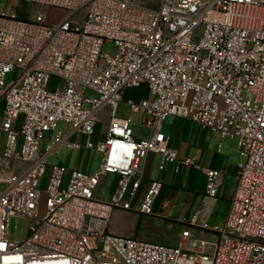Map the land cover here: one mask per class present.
<instances>
[{
    "label": "built area",
    "instance_id": "1",
    "mask_svg": "<svg viewBox=\"0 0 264 264\" xmlns=\"http://www.w3.org/2000/svg\"><path fill=\"white\" fill-rule=\"evenodd\" d=\"M25 1L66 13L57 23L40 15L24 20L0 14L1 129L6 134L0 155L5 185L0 264H264V0ZM107 41L115 54L103 52ZM52 76L63 81L62 89L48 90ZM144 84L151 97L125 103L144 114L145 138L135 134L130 118L117 116L126 91ZM86 89L99 97L85 98ZM107 106L105 139L94 144L99 114ZM169 117L238 140L244 161L237 166L238 186L225 225L210 228L197 217L188 224L211 233L214 241L188 228L176 246L109 231L118 209L156 216L163 183L147 181L145 164L151 153L161 155L162 171L179 161L161 131ZM60 121L69 130L49 137ZM77 133L85 143L71 141ZM63 147L95 149L102 162L93 173L49 165ZM202 170L206 196L214 198L223 171ZM108 174L119 181L112 197L103 200L96 189ZM13 217L29 221L22 242L9 237Z\"/></svg>",
    "mask_w": 264,
    "mask_h": 264
},
{
    "label": "rangeland",
    "instance_id": "2",
    "mask_svg": "<svg viewBox=\"0 0 264 264\" xmlns=\"http://www.w3.org/2000/svg\"><path fill=\"white\" fill-rule=\"evenodd\" d=\"M142 1L148 4L156 3V0ZM65 13V10L60 8L40 5L25 0H0V14L18 17L24 20H32L35 19L37 15H40L48 23H57L65 16ZM103 52L113 55L116 53V47L112 42L107 41L104 44ZM12 76L13 75H11L9 79ZM63 85L64 83L59 77L52 76L49 81L48 90L54 91L57 88L62 89ZM83 93L85 98L99 97L97 92L90 89H86L83 91ZM146 93V88L140 87L130 92V96L137 98L139 96H144ZM3 105H5V102H2L1 107ZM85 106L87 107V105ZM117 115L119 117L131 118L134 124L136 123L135 127H145L144 129L142 128V130L143 132H147L146 126L140 125V122H142L144 117L143 113H131L126 106L121 104ZM109 116L110 114L107 106L99 114L101 127H96L94 134L92 135V142L94 144H97L99 141L105 139V133L103 132L104 127H108L109 123L107 124V122L109 120ZM69 128L70 126L67 122L60 121L58 122L57 129L52 131L49 134V137L59 131L67 132ZM85 140L86 139L83 137V135L78 133L72 138V141L80 143H83ZM46 144L47 142L44 141L42 144V151H44ZM69 154L70 152L68 148H62L58 155L49 159V165H65L69 158ZM102 158V153L96 151L95 149H88L85 147L79 150L76 149L69 158V168L71 170L81 169L85 172L93 173L100 166ZM243 161L244 159L239 156V162L242 163ZM158 174H160V171L156 163L152 169V176L155 178ZM48 176L49 168L47 169L46 176L42 181V190H45L47 187ZM117 183L118 178L114 177L112 174H108L101 178V183L96 189V192H99L101 198L109 200L116 190ZM196 186L200 188L199 193L193 191L191 192L188 185H184L183 189L180 191L181 194L179 197H176L173 202L169 201V207L164 208L162 212L156 211V216H145L140 214L141 219L138 222L133 220V218L136 217V212H131V214L121 212L116 216H112L109 224L110 231L124 237H131L139 240H150L167 246H176L180 241L182 232L185 228L194 231L193 228L181 223L179 219L183 215H188L186 212H188L190 209V217H193V215L198 212L200 216L199 221L202 223H207L210 228L223 227L229 213L228 205L221 202L213 207L212 204H209L210 197L206 196V181L204 190L202 189V186H198L197 184ZM4 188V183H0V193L4 190ZM190 192L191 195L193 193L196 196V201H193V205L186 209L185 205L188 201ZM165 198L166 200L168 199V197ZM28 226L29 221L27 219L22 217H13L10 221L9 228L10 239L15 242H22L27 236ZM130 230L131 232L135 231V235H132V233L128 235ZM146 232L148 233L146 234V237H144ZM151 236L157 237V239H149ZM199 236L210 241L215 240V236L207 231H202Z\"/></svg>",
    "mask_w": 264,
    "mask_h": 264
},
{
    "label": "crops",
    "instance_id": "3",
    "mask_svg": "<svg viewBox=\"0 0 264 264\" xmlns=\"http://www.w3.org/2000/svg\"><path fill=\"white\" fill-rule=\"evenodd\" d=\"M140 87H144L147 90V93L144 96H139L137 98L130 96V92H132L133 90H136V88H131L126 91L124 95V101L121 103L124 106H126L131 113H134V112H132L127 106V104L125 103L126 100L128 99L141 100L144 98L151 97V93L146 84ZM2 102H5V100L0 99V155L3 154L5 150V145H6V134L1 129L3 115H4V108H5V105L1 107ZM120 105L118 106V109ZM108 109H109V114H110V108L108 107ZM118 109H117V114H118ZM121 118H126V117H121ZM23 120H24V117L21 115L14 125L15 130L17 131L21 130ZM109 121H110V116H109V120L107 124L109 123ZM135 124L134 122L132 124V128L134 129L135 134L138 137H143V138L148 137L149 135L148 128H146L147 132H143L142 128L144 129L145 127H135ZM140 125H143V124L140 122ZM96 127H101V122L99 120V117H98V123L95 126V129ZM107 128L108 127H104L103 133H106L105 130L107 131ZM161 131L164 135H166L169 138V145L177 150L179 161L172 163V164H168L165 170L162 171L160 169V164H161L160 154L151 153L147 157V161L145 164V176L147 178V181L148 182L161 181L163 183V190L161 194L155 200V210L162 212L164 208H168L170 202H173V200L176 197L177 198L179 197V195L181 194L180 191L183 189L184 185H188L191 192L193 191V192L199 193L200 188L197 187L196 184L198 186H202V189L204 190L206 178L202 170L203 168H213V169L223 171L222 183L219 188V192L216 197L214 198L210 197L209 204H212V206L214 207L215 205L222 202L228 205L229 210H230V206H231L233 197L235 195V192L238 186L237 166L240 163L239 156H241L239 155V151H238V140L236 138H229V137L222 138L217 131L205 129L200 124L195 123L189 119L181 118V117L167 118L162 124ZM75 135L71 137V141ZM83 137L86 139L85 136ZM85 141L83 143H85ZM21 143H22V138L20 137L19 147ZM74 150H69L70 152L69 158ZM69 158L67 160V163L65 164L68 168H69V163H70ZM186 159H191L193 161V164L181 163V161H184ZM156 163L158 165L160 174H158L154 178L152 176V169ZM196 166H199V168H197ZM24 167H25L24 165H20V168H24ZM177 168H179L178 172L176 171ZM112 175L114 177H117L119 181L118 175H115V174H112ZM147 185L148 183L144 184V187L141 190V195H143L144 192L146 191ZM191 192L189 195L190 198L188 196V201L185 205L186 209H188L189 207L193 205V201H196V196L193 193L191 195ZM96 195L99 198H101L99 195V192H96ZM165 197H168V199L166 200ZM190 211L191 209L188 212H186L188 213V215H183L182 217L179 218L180 222L187 226L192 221L193 218L197 217L198 219H200L198 212H196V214H194L193 217H190L191 215L189 214L191 213ZM121 212H124L126 214H131V211H125V210L118 209L113 212L112 216L114 215L116 216ZM135 214H136V217L133 218V220L135 222H138L141 219L140 214L137 212ZM193 230H194L193 231L194 235H196L197 237H200L199 234L202 233V231H204L200 228V226L194 227ZM109 231H110V228H109ZM110 232L112 233V231ZM131 233L132 235H135V231L131 232V230L129 231L128 235H130ZM147 233L148 232L145 233L144 237H146ZM149 239L156 240L157 237L151 236L149 237Z\"/></svg>",
    "mask_w": 264,
    "mask_h": 264
}]
</instances>
